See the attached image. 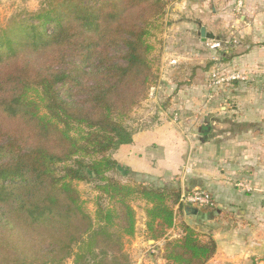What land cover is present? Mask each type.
I'll list each match as a JSON object with an SVG mask.
<instances>
[{"label":"trees","instance_id":"16d2710c","mask_svg":"<svg viewBox=\"0 0 264 264\" xmlns=\"http://www.w3.org/2000/svg\"><path fill=\"white\" fill-rule=\"evenodd\" d=\"M171 1V0H170ZM166 0H45L0 27V264H129L132 202L165 264H206L215 243L173 227L176 187L123 184L112 151L157 84L150 39ZM94 183V213L75 183Z\"/></svg>","mask_w":264,"mask_h":264},{"label":"crops","instance_id":"0c3cea01","mask_svg":"<svg viewBox=\"0 0 264 264\" xmlns=\"http://www.w3.org/2000/svg\"><path fill=\"white\" fill-rule=\"evenodd\" d=\"M243 1L245 16L240 30L229 33H237L238 43L234 46L237 52L228 62L247 79L233 87L242 85L243 91L250 93L261 86L264 91V0ZM178 2L168 8V12L175 11L180 18L169 20L171 25L164 37H168L170 51L164 53L158 85L150 93V100L141 102L134 112L140 113L148 104L157 106L162 98L166 100L157 106L155 115L134 114L133 125L129 127L131 142L119 146L110 155L119 165L114 173L130 184L176 187L180 193L207 191L214 206L175 211L174 225L166 238L180 237V226L186 225L202 241H214L215 253L206 264H264V94L258 95L257 100L254 96L239 95L243 109L239 107L240 115L232 117L225 115L228 110L225 106L216 107L214 102L203 99L202 79L210 65L202 69L204 55L195 49V43L202 40L199 36L197 41L194 27L199 31L203 27L206 32L215 27L217 18L227 24L230 16L224 17V13L232 9L231 0ZM188 15L194 17L192 22L186 20ZM170 18L174 17L170 15ZM227 28L226 25L228 31ZM206 34L213 37L211 40L216 39L212 33ZM174 47L175 52L181 49L187 52L182 54L185 67L179 72L166 69L170 68L166 63L176 54L171 51ZM177 75L185 77L176 80ZM166 91L170 92L165 94ZM162 107L188 109L189 114L168 116ZM239 183L251 191L238 188ZM132 207L136 213V233L133 238L124 239V249L135 256L134 264H146V260L141 261L144 247L153 246L157 259L149 263L165 264L161 258L165 240L151 243L145 234L147 205L136 200Z\"/></svg>","mask_w":264,"mask_h":264},{"label":"rangeland","instance_id":"374dc122","mask_svg":"<svg viewBox=\"0 0 264 264\" xmlns=\"http://www.w3.org/2000/svg\"><path fill=\"white\" fill-rule=\"evenodd\" d=\"M45 0H0V27H4L7 23V21L16 15H20L23 13H31V12H35L38 10V8L41 6V4L44 2ZM167 1V6L165 9V17L163 19V29L160 33H157L155 35V37L150 39V42L153 44L154 46V52L152 53V56L157 60V75H158V80H157V84L152 87L146 97L147 100H150V93L153 92L154 89H156L158 82H159V69L162 66L163 69V56L164 53H167L169 50V48H167V46L171 45L168 44L170 43L168 41V37H164L166 36V34H168L171 22L169 20L174 19L175 21H177L176 19H179L180 16L177 15L175 13V11H169L168 12V8L172 7L174 4H178L179 0H166ZM188 2H190V4L194 1V0H186ZM243 0H231V5H232V9H230L229 12L224 13V17H229V19H227L228 23L227 24H223L221 22L224 21H218V18L215 19V27L213 28H209L206 30V33H212L214 36H216L215 40H211L208 36L205 39V41H199L200 39H198L199 37V30L198 28L195 26L194 27V31L196 33L197 37V41H199L197 44L195 43V46L197 49V52L201 55H204V58L202 59L201 65H202V69L205 66H209L207 74L205 76L204 79H202V86L204 88L203 91V99L208 102L213 103L216 107L218 106H225L228 110L225 113V115L227 116H236V115H240V108H241V102H238V96L242 95V96H248V97H253L255 98V100L258 99V95L262 96V94H264V91H262V87L259 86V90L250 92V93H246L247 90L243 91L244 86L242 85H238L237 87H233L235 86V83H245L246 79H245V75L242 74L239 70L235 69L233 67V64H231V62H228V58H232L237 50L234 51V46L238 43V40L236 38L237 33H232L229 34L230 32H236V30H240V24H242L243 20H244V7H243ZM240 3V5H239ZM169 14V15H168ZM170 15L173 16L174 18H170ZM209 15V14H208ZM167 16V17H166ZM189 16V15H188ZM210 16V15H209ZM194 17L193 16H189L188 18H186V20H188L189 22L193 21ZM219 22V23H216ZM226 23V22H225ZM233 23H235V26L237 27H233ZM226 25L229 27L227 28L228 31L225 29ZM171 32V29H170ZM218 35H220L221 37H217ZM213 42H219L221 43V47H219L218 49H210V46L213 44ZM228 43V45L226 47H224V44ZM173 45V44H172ZM176 49V47H174L173 50H171L173 53L175 52L174 50ZM176 54H174V59H172L169 63H166L168 65V67L170 68H166L167 70H176V71H180L182 69V67H185L183 59H182V54H186L187 52L184 49L179 50L178 52H175ZM213 53V55H212ZM210 54L212 55L210 58ZM210 63V64H209ZM195 67H198L197 65H193ZM179 68V69H178ZM214 69H218L220 71L221 74H229V73H236L237 75H239L240 77H243L244 80H239V81H235V82H230V83H224L215 87H211L209 88V84H210V74ZM187 73V71L183 72V75H185ZM185 76L182 75H177L176 76V80H178L179 78H183L184 79ZM163 83H166L165 81H163ZM181 83H183L181 81ZM161 88L162 84L160 83ZM170 91H166V93H169ZM164 94V95H165ZM162 95V97L164 96ZM166 97V96H165ZM161 98V97H160ZM144 99V100H146ZM143 100V101H144ZM166 99L162 98L157 102V106H160L164 103ZM142 101V102H143ZM141 104V103H140ZM139 104V105H140ZM138 105V106H139ZM137 106V107H138ZM155 104H148V106H144L140 111V113L134 112V110L137 108H135L132 112V114L130 115V118L126 121V126L127 128L131 127V125H133L131 123L132 119L136 116L139 115H155L156 112L158 111V107ZM240 107V108H239ZM163 108V107H162ZM164 110H166L165 114L168 116H174V113L178 114V116H187L188 113V109H184V110H168L166 108H163ZM243 108H241L242 110ZM136 114V116L134 115ZM216 114H219L216 113ZM223 114V113H222ZM221 115V114H219ZM108 177H112L115 178L116 180L120 181L123 184H130L125 182L123 179H121V177L119 176V174L114 173V171L110 172L107 174ZM75 187L77 188L78 192L80 193L81 199L83 201V205L85 210L87 211V213H89L90 215H93L94 213V198L96 196V193L93 191V187H94V183H85V182H78L75 183ZM124 245H123V253L125 254V256L127 257V261L129 262V264H134V259L135 256H133L132 253L127 252L128 250L124 249ZM154 260L157 259V254L154 255ZM152 259V260H153ZM148 261L146 260V264H150ZM63 264H72L71 260H67L65 263Z\"/></svg>","mask_w":264,"mask_h":264},{"label":"built area","instance_id":"2783aa9c","mask_svg":"<svg viewBox=\"0 0 264 264\" xmlns=\"http://www.w3.org/2000/svg\"><path fill=\"white\" fill-rule=\"evenodd\" d=\"M240 5V3H239ZM221 43L219 42H213V44L210 46V49H218L221 47ZM228 43L224 44V47H226ZM239 80H244L243 77H240L236 73H229V74H221L218 69H214L210 74V84L209 88L212 86H218L224 83H230L235 82ZM238 188H243L245 191H251L249 187L246 185L239 183L236 185ZM214 206V201L212 200V197L207 191L195 189L188 192H182L180 193L179 199L177 204L174 206V214L175 211L179 210L180 208L184 207H190L194 209H202V208H210ZM157 254V250L153 246L145 245L144 251L141 255V261L144 260L152 261L154 258V255Z\"/></svg>","mask_w":264,"mask_h":264},{"label":"water","instance_id":"95a60500","mask_svg":"<svg viewBox=\"0 0 264 264\" xmlns=\"http://www.w3.org/2000/svg\"><path fill=\"white\" fill-rule=\"evenodd\" d=\"M199 36H200V39L202 41H205V39L207 38V35L206 32H205V28L201 27L200 28V31H199ZM210 39H213V37H210ZM187 209H191V210H196V209H193V208H190V207H187ZM151 243H153V241L149 240Z\"/></svg>","mask_w":264,"mask_h":264}]
</instances>
